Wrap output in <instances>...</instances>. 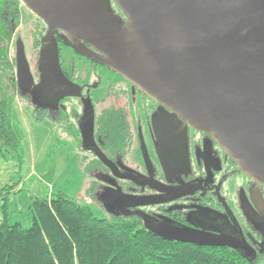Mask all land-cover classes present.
<instances>
[{
  "label": "flooded vegetation",
  "instance_id": "flooded-vegetation-1",
  "mask_svg": "<svg viewBox=\"0 0 264 264\" xmlns=\"http://www.w3.org/2000/svg\"><path fill=\"white\" fill-rule=\"evenodd\" d=\"M109 2L127 21L117 1ZM47 29L25 0H0V96L24 95L34 110L63 128L91 176L88 198L101 214L135 216L152 232L148 223L226 233L243 241L245 248L215 246L250 258L264 255V184L212 132L181 115L174 118L177 111L136 81L66 42L63 36L69 33L63 29L55 32L60 65L81 89L58 97L51 86L40 84V47ZM21 41L33 76L25 86L17 75Z\"/></svg>",
  "mask_w": 264,
  "mask_h": 264
},
{
  "label": "water",
  "instance_id": "water-1",
  "mask_svg": "<svg viewBox=\"0 0 264 264\" xmlns=\"http://www.w3.org/2000/svg\"><path fill=\"white\" fill-rule=\"evenodd\" d=\"M25 1L48 24L40 84L58 97L81 89L60 65L55 32L63 29L66 42L136 81L174 118L212 132L264 184V0H116L127 21L109 0ZM17 62L25 86L33 76L22 41ZM147 226L167 239L245 248L226 233Z\"/></svg>",
  "mask_w": 264,
  "mask_h": 264
},
{
  "label": "trees",
  "instance_id": "trees-1",
  "mask_svg": "<svg viewBox=\"0 0 264 264\" xmlns=\"http://www.w3.org/2000/svg\"><path fill=\"white\" fill-rule=\"evenodd\" d=\"M12 98L0 96V148L13 140ZM7 191L11 186L3 187ZM0 204V264H264L226 246L171 240L133 217H105L60 192L36 196L29 225Z\"/></svg>",
  "mask_w": 264,
  "mask_h": 264
},
{
  "label": "rangeland",
  "instance_id": "rangeland-1",
  "mask_svg": "<svg viewBox=\"0 0 264 264\" xmlns=\"http://www.w3.org/2000/svg\"><path fill=\"white\" fill-rule=\"evenodd\" d=\"M163 13L178 21L166 10ZM64 54L65 59H69L70 51L66 46ZM12 100L8 125L13 140L0 148V204L1 190H6L3 187L8 185L11 186L5 197L8 211L12 219H20L25 225L31 222V201L52 192L86 202L101 214L88 198L91 176L81 167L75 143L54 119L34 110L24 95H14Z\"/></svg>",
  "mask_w": 264,
  "mask_h": 264
}]
</instances>
